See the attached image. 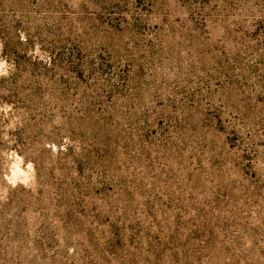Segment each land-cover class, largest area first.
<instances>
[{
    "label": "rangeland",
    "instance_id": "374dc122",
    "mask_svg": "<svg viewBox=\"0 0 264 264\" xmlns=\"http://www.w3.org/2000/svg\"><path fill=\"white\" fill-rule=\"evenodd\" d=\"M0 264H264V0H0Z\"/></svg>",
    "mask_w": 264,
    "mask_h": 264
}]
</instances>
